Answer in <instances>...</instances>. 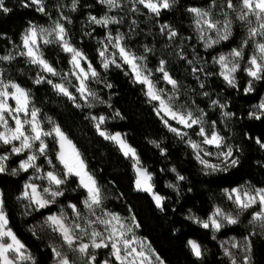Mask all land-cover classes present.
Segmentation results:
<instances>
[{
    "label": "trees",
    "instance_id": "obj_1",
    "mask_svg": "<svg viewBox=\"0 0 264 264\" xmlns=\"http://www.w3.org/2000/svg\"><path fill=\"white\" fill-rule=\"evenodd\" d=\"M5 2L12 11L9 14L0 13V56L11 54L15 58L11 61L0 60L3 78L29 91L32 104L40 109L39 118L44 130H48L46 120L50 118L72 141L81 153L87 170L94 175L101 188V207L121 216L132 215L136 224H139L138 233L165 264H231L219 243V240L230 237L240 242L248 237L251 243V252L248 253L250 264H264V226L259 221L249 223L258 205L240 212L225 193L234 187L264 188V148L256 143L257 139L264 141V119L248 118V113L254 111V106L264 99V80L254 81V90L244 93L250 80L244 68L248 66L247 58L252 55L254 47L250 43L244 49L245 58L240 61L241 67L235 74L237 88L230 87L223 80L218 74L220 67L214 62V58L239 47L247 34L246 26L236 19L235 13L223 7L225 0H215V3L213 0H178L171 10L162 11L159 17L141 5H136L138 11L133 12L131 0H121L122 7L112 10L98 0H79L74 12L70 10L71 0H44L47 14L37 11L35 5L24 7V3L30 0ZM189 7L210 10L214 18L221 21L224 19L223 13L227 11L233 21L230 39L206 48L196 29L194 15L187 11ZM61 14L71 19V23L60 21L68 31L67 39L86 54L100 74L98 81H89V87L100 99V104L94 107H86L75 87L71 86L77 82L70 78V55L62 50L59 43L41 44L44 58L60 75L69 73L67 77L71 84H65L77 97L76 103L81 107H77L46 82L47 79L53 82L61 80L17 54L21 36L30 24L47 25L52 20H58ZM106 14L119 22L104 27L89 21L90 15L100 18ZM165 24L171 26L178 35L169 39L167 31H161V26ZM109 32L111 35H122L123 43L129 49L147 57L145 64L153 73V81L159 89L178 96L176 105L194 111L203 110L206 120L215 123L216 130L225 137L226 143L240 149L239 167L205 175L210 170L197 161L185 139L165 126L154 110V104L145 95L143 85L134 82L128 66L122 64L121 68H117L110 65L107 70L101 67L98 54L100 41ZM212 34L210 32V36ZM161 60L166 62V70L178 81V92L173 91L162 79V73L156 71ZM193 68H202L203 71L193 72ZM38 76L45 77V80L35 83ZM201 83L203 88L200 87ZM107 84H111V88ZM205 92L208 95H204ZM213 101H219L227 107L221 109ZM225 111L235 115L225 117ZM99 116L106 117L102 129L124 134L128 144L136 150L142 167L152 176L153 191L165 198L163 211L156 206L149 193L136 189V175L129 157H125L114 142L98 134L91 117ZM46 144L47 153L39 156L36 164L42 170L63 175L65 170L57 159L58 144L54 136L46 138ZM3 154L9 156L5 161L8 172L0 174V192L5 201L8 227L26 246L35 264H52V248L57 247L66 252L67 246L57 233L51 231L45 218L61 210L68 218H72V210L68 208L70 203L77 205L81 214H85L82 201L86 191L79 186L78 178L71 176L61 186L64 195L47 208L37 211L28 200L18 199L32 169L20 171L15 176L10 174L12 169L18 168L25 153L12 154L11 145L0 143V156ZM49 160L51 164L47 162ZM177 174L183 175L185 179L179 181ZM217 207L233 215L239 213V223L227 225L214 235L210 228L205 229L190 218L205 219ZM189 240L201 245V259L192 254ZM108 251L109 248L97 250L96 264H101L103 260L116 264ZM66 253L71 259L70 253ZM236 259L238 264H243V255L238 254Z\"/></svg>",
    "mask_w": 264,
    "mask_h": 264
},
{
    "label": "snow or ice",
    "instance_id": "obj_2",
    "mask_svg": "<svg viewBox=\"0 0 264 264\" xmlns=\"http://www.w3.org/2000/svg\"><path fill=\"white\" fill-rule=\"evenodd\" d=\"M98 2L106 5L109 10L122 7L121 0H98ZM131 2L133 12L138 11L136 5H141L148 12L159 17L162 11L171 10L178 0H131ZM213 3H215V0H213ZM78 4L79 0H71L70 10L73 12L76 11ZM30 5H35L37 11L47 14L44 0H30V2L24 3L23 6L29 7ZM223 7L235 13L236 19L246 26L247 34L242 39L239 47L232 48L227 55H219L214 58V62L219 65L220 71L218 74L223 80L230 87L237 88L235 74L241 67L240 61L245 58L244 49L251 43L254 51L247 58L248 66L244 68V71L251 78L247 87L244 88V93L248 94L254 90V81L264 80V0H235V2L234 0H225ZM11 11L12 9L6 6L5 0H0V13L9 14ZM187 11L194 15L196 29L206 48H211L221 41H228L232 36L233 21L227 11L223 13L224 19L222 21L215 19L210 10L189 7ZM61 20L71 23L69 17L61 14L60 18L53 22L51 28L30 24L21 36L20 51L17 54L26 57L30 64L39 66L43 72L51 76H57V70L44 58L41 43L43 45L59 43L62 50L70 54L69 64L72 66L70 75L74 76L77 81L76 85L71 86L75 87V91L80 94L79 99L84 100L91 107L89 98L96 100L99 97L89 87V81H98L100 74L91 61L88 60L86 54L73 46L69 39H67L68 31L65 24L60 22ZM89 21L104 27L119 22L113 17L104 16L97 18L91 15L89 16ZM165 30L167 31L169 39L178 35L167 24L161 26V31L163 32ZM208 31L215 33V36L207 35ZM123 39L124 37L122 35L117 34L116 36H112L109 32L107 36L108 44L116 52L112 53L111 58H109L106 55L108 52L107 46L101 48L98 52L101 58V67L107 70L110 65H115L117 68H121L122 64L128 65L134 77V82L144 85L146 88L145 95L148 99L157 102L158 106L154 109L157 115L159 116L163 113L164 116L168 117V120H173L181 126L180 128L173 127L169 124L168 120H163V117H161L169 131L175 133L181 139L188 137V132L182 131V129H192L194 126H198L199 130L196 132V135L203 139L200 142H196L189 137L187 143L193 149L197 161L205 169L210 170L206 171L205 175L217 171L227 172L231 168L239 167L241 163L240 156L238 155L240 149L233 148V146L226 143L225 137L216 130L214 122L211 129L205 127V121L203 119L205 113L203 110H200L199 114H197L194 110L185 108L183 105H176L177 95L169 94L164 89H157L155 82L151 79L153 73L144 63L147 57L145 55H137L123 43ZM146 51L148 50L146 49ZM116 53H118V59L122 63L117 62ZM14 58L11 54L0 56V60L3 61H11ZM82 61L86 67L82 65ZM165 63L164 60H161L156 71L162 73V79L171 85L172 89L178 92V81L166 70ZM196 71L202 72L203 69L193 68V72ZM68 75L69 73H64L62 78ZM44 80L45 77L38 76L35 83L39 84ZM46 82L51 84L56 92L72 100L77 107H81L79 103H76L77 97L69 91V86L65 83H54L51 79H47ZM69 84H71L70 81ZM106 86L111 88V84H107ZM200 87H204L203 83H201ZM204 95H208V93L205 92ZM10 100L15 102L14 106L9 103ZM213 104L218 105L221 109L227 107V105L221 104L219 101H213ZM254 108V111L248 113V118L255 120L264 119V99L258 105H255ZM39 114L40 109L32 104L29 91L12 80L6 81L3 78V72L0 71V129H2L0 130V143L12 145L11 153L16 155H20L25 150L34 149L33 153L22 160L18 168L12 169L10 174L15 176L20 171L27 172L33 168L37 172L41 171L35 163L38 159L37 153L39 155H46L48 145L43 138L53 135L57 139L60 148L57 153V159L65 169L63 175L55 171H48L40 177L48 181L49 186L47 187L41 188L33 182L25 183L24 191L18 199H27L30 205L35 206V210L37 211L47 208L55 203L58 197L64 195V190L61 186L67 183L68 178L71 176L77 177L79 186L86 191V196L82 203L88 210L90 217H94V219L82 217L77 205L70 203L68 208L72 210L74 219L69 221L68 216L63 210L59 214L47 216L45 223L51 228V231L61 237L63 244L72 253L79 254L82 264H96V252L102 248H110L111 256L115 259L116 264H138V262L139 264H144V261L148 260V256L142 249V242L141 250H138L137 247H134L137 243L134 233L132 239L128 238V233H132V226L126 225L118 214L105 211L101 207L103 202L101 188L94 175L87 170L81 153L61 130L59 125L53 124L51 130H44ZM116 115L119 116L120 113L117 112ZM223 115L225 117H232L235 114L225 111ZM9 118H11L13 124L9 123ZM91 118L96 121L94 126L100 136L114 142L125 157H130L135 161L133 166L137 171V189L152 194L156 206L163 211V200L165 198L153 192V186L149 183L151 176L147 173L146 169L139 167L140 160L136 150L126 142V139L121 134H108L101 128V125L106 121L105 116ZM48 123H52L50 118ZM14 142H19L18 146ZM256 143L261 148H264V141L257 139ZM202 145H211L218 149L215 155L219 163H210L209 160L203 158L210 157L213 153L208 152ZM156 146L159 147L158 144ZM161 151L163 152L164 150L162 149ZM201 153H203V156ZM8 159V155L0 156V174L8 172L5 163ZM48 162L49 164L52 163L51 160ZM177 179L183 181L185 177L177 174ZM169 187L176 186L169 185ZM233 197L234 203L240 212L247 211L253 206L258 205L259 209L252 213V218L249 223L259 221L264 226V189L242 191L239 188H234L228 194L229 199H233ZM97 209L100 211L99 215H97ZM190 218L199 223L203 228L208 229L211 226L217 232L227 225H236L239 223V213L237 215L226 213L219 207L214 210L207 220H199L195 217ZM82 219L83 223H80L79 221ZM132 220L134 221L135 218L132 217ZM134 227L138 228L139 224H135ZM188 245L190 246L192 254L197 259L203 257V249L200 244L189 240ZM240 247V242L231 243V248ZM243 250L246 253L251 252V243L248 237L244 238ZM52 251L57 258V264H75L66 252L60 251L57 247H53ZM224 254L229 257L231 264H238L237 259L230 249L226 248ZM28 261L31 264H35V259L28 252L26 246L18 239L12 229L8 227L5 201L3 193L0 192V264H25ZM102 264H110V262L109 260H104ZM243 264H250V257L245 256Z\"/></svg>",
    "mask_w": 264,
    "mask_h": 264
},
{
    "label": "rangeland",
    "instance_id": "obj_3",
    "mask_svg": "<svg viewBox=\"0 0 264 264\" xmlns=\"http://www.w3.org/2000/svg\"><path fill=\"white\" fill-rule=\"evenodd\" d=\"M113 9H116V8H113ZM104 16H108V17H111L109 14H106V15H104ZM104 16H102V17H104ZM101 18V17H100ZM55 20H52V21H50L49 22V24H47V25H38V26H42V27H45V28H51L52 26H53V22H54ZM33 24V23H32ZM36 25V24H35ZM110 26V25H109ZM108 26V27H109ZM210 32L211 31H208L207 32V35H210ZM199 33V32H198ZM212 33V32H211ZM117 34H115V35H112V36H116ZM200 35V34H199ZM214 35H215V33H213L211 36H213L214 37ZM107 36H108V34L106 35V37L104 38V39H102L101 41H100V47H99V50L101 49V48H103V47H105V46H107V48H108V52L106 53V55H108L109 56V58H111V54L112 53H114V52H116V50L115 49H113L112 47H111V45L110 44H108V40H107ZM42 44V43H41ZM69 54V53H68ZM70 55V54H69ZM227 55V54H226ZM116 57H117V62H119V63H121V61H119V59H118V53H116ZM82 63V65L83 66H85L86 67V65H84V62L82 61L81 62ZM145 63V62H144ZM128 66V65H127ZM128 68H129V66H128ZM148 68V67H147ZM71 69H72V66H71ZM149 69V68H148ZM129 70H130V72H131V69L129 68ZM132 73V72H131ZM55 78H58L59 80H61V81H57V82H54V83H68L69 81H70V79L68 78V77H65V78H62L63 76L62 75H60L59 73H58V75L57 76H54ZM132 77H133V75H132ZM70 78H74L75 79V77L74 76H71L70 75ZM133 79H134V77H133ZM151 79H152V76H151ZM251 79V78H250ZM76 80V79H75ZM153 80V79H152ZM77 82V81H76ZM143 87H144V90H145V92H146V88H145V86L143 85ZM155 87L157 88V89H159L158 87H157V85L155 84ZM170 87L172 88V86L170 85ZM173 91H175L174 89H172ZM79 94V93H78ZM80 95V94H79ZM148 98V97H147ZM166 98V97H165ZM82 100V99H81ZM89 100H90V102H91V107H94V106H96V105H98V104H100V99H96V100H92L91 98H89ZM150 101V100H149ZM82 102L84 103V105L86 106V107H88V108H90L89 106H88V104L84 101V100H82ZM150 102H152L153 104H154V107H157L158 105H157V102H155V101H150ZM9 103L11 104V105H13L14 106V104H15V102L14 101H9ZM199 111H200V109H197V110H195V112L197 113V114H199ZM160 117H163V120H168V117H166V116H164L163 115V113H161L160 115H159ZM23 118V117H22ZM98 118V117H97ZM162 119V118H161ZM203 119H204V121H205V127L206 128H208V129H211V127H212V125H213V122H208L207 120H206V117H205V115H204V117H203ZM48 120L49 119H47L46 120V123H47V126H48V130H51V128L53 127V124H55L52 120V123L50 124V123H48ZM94 122L96 123V121L94 120ZM168 122H169V124H171L173 127H177V128H180L181 126L180 125H178L175 121H173V120H168ZM9 123L10 124H13V122H12V120H11V118H9ZM56 125V124H55ZM103 125V124H102ZM101 125V126H102ZM27 127V126H26ZM42 127H43V125H42ZM193 128H196L195 130H192ZM192 129H182V131H187L188 132V137H184V139H185V141H186V143H187V139L190 137L193 141H196V142H200L203 138L202 137H200V136H198V135H196V132H198V130H199V128H198V126H194ZM0 130H2V129H0ZM48 130H46V131H48ZM104 131H106V133H108V134H116V133H119V134H121V136L122 137H124L125 138V135L124 134H122V133H120V132H114V133H110L108 130H105V129H103ZM54 136V135H53ZM49 137V136H48ZM48 137H44L43 139L45 140V143H46V138H48ZM55 138V137H54ZM55 140H56V142H57V144H58V152H59V150H60V148H59V143H58V141H57V139L55 138ZM127 142V141H126ZM17 146H18V143L19 142H14ZM128 143V142H127ZM188 144V143H187ZM37 145H38V142H37ZM11 147H12V145H11ZM202 147L204 148V149H206L208 152H211V153H213V155L212 156H210V157H203L204 159H207V160H209V162L210 163H219V161L216 159V152L218 151V149H216L214 146H211V145H202ZM34 148H35V146H34ZM33 151H34V149H31V150H25L23 153H25V157L22 159V160H24V159H26L27 158V156L28 155H30V154H32L33 153ZM57 152V153H58ZM3 155H6V154H3ZM2 155V156H3ZM37 155H38V157L39 156H43V155H39L38 153H37ZM201 155L203 156V153H201ZM129 159L131 160V163H132V167H133V170H134V172H135V175H136V179H135V187H136V180H137V171H136V168H134V164H135V161L133 160V159H131L130 157H129ZM21 160V161H22ZM20 161V162H21ZM59 161V160H58ZM19 162V163H20ZM48 162V161H47ZM60 162V161H59ZM35 163H36V161H35ZM61 164V163H60ZM62 165V164H61ZM18 166H19V164H18ZM63 166V165H62ZM139 167H142V164H141V162H140V165H139ZM40 169H41V167H39ZM64 168V167H63ZM143 168V167H142ZM144 169V168H143ZM65 170V169H64ZM206 170H208V169H206ZM48 171H51V170H42L41 169V171H39V172H37L34 168L32 169V173H31V175L27 178V180H26V182L25 183H28V182H33V183H35V184H37V185H39L41 188H43V187H47V186H49L48 185V181L46 180V179H41L40 177H42L46 172H48ZM149 174V173H148ZM150 176H151V174H149ZM79 181V180H78ZM149 183H151V185H152V176H151V180L149 181ZM25 185V184H24ZM234 188H239V189H241L242 191L243 190H252V189H264V188H256V187H251V186H242V187H234ZM234 188H232V189H234ZM136 189H137V187H136ZM232 189H230V190H226L225 191V193H226V195H227V197H228V194L231 192V190ZM138 190V189H137ZM23 191H24V189H23ZM23 191H22V193H23ZM141 191H143V190H141ZM147 192V191H146ZM154 192V191H153ZM22 193H21V195H22ZM147 193H149V192H147ZM154 193H156V192H154ZM150 194V193H149ZM157 194V193H156ZM21 195H20V197H21ZM151 196H152V194H150ZM152 198H153V196H152ZM24 200H27V199H24ZM232 201H233V203H234V197H233V199H231ZM235 204V203H234ZM85 207V206H84ZM259 207V206H258ZM216 209V208H215ZM214 209V210H215ZM259 209V208H258ZM214 210H213V212H214ZM106 211V210H105ZM108 212H110V211H108ZM212 212V213H213ZM111 213H114V212H111ZM212 213L210 214V215H212ZM53 214H59V213H53ZM100 214V211H99V209H97V215H99ZM117 214V213H116ZM51 215V214H50ZM119 215V214H118ZM209 215V216H210ZM47 216H49V215H47ZM46 216V217H47ZM121 218H122V220H123V222L126 224V225H129V226H132V233H128V238L129 239H132L133 238V233H134V237H135V239H136V241H137V243L134 245V247H137V249L138 250H141V242H142V249H143V251L145 252V254L148 256V260H146V261H144V264H161V262H162V264H165L161 259H160V257L155 253V251L152 249V247L149 245V243H148V241L144 238V237H142L139 233H138V228L137 227H134V225L136 224V222H135V220L133 221L132 220V215H129V216H121V215H119ZM208 216V217H209ZM82 217H90V214H89V212H88V210L85 208V214H82ZM208 217L207 218H205V219H202V218H198L199 220H207L208 219ZM90 218H92V219H94V217H90ZM74 219V216H72V218H69V221H71V220H73ZM80 223H83V219L81 220V221H79ZM97 227H101V226H97ZM212 231H213V234L215 235L216 233H217V231H215V230H213L212 228H211V226L209 227ZM232 242H240V241H238V240H236L235 238H233V237H230V238H228V239H222V240H219V243H220V245H221V247H222V250H223V253L225 252V249L227 248V249H230L231 250V252L234 254V256H235V258H236V256L239 254V255H243V260H244V257L245 256H248L249 257V254L248 253H246L244 250H243V241L242 242H240L241 243V247L240 248H231V243ZM66 252H69L70 253V255H71V259L75 262V264H82V261H81V259H80V257H79V254H76V253H72L68 248H67V251ZM108 254H109V256H111V250H110V248H109V251H108ZM104 261V260H103ZM102 261V262H103ZM28 262H30V261H28ZM102 262H101V264H102ZM52 264H57V258L55 257V256H53V262H52ZM138 264H139V262H138Z\"/></svg>",
    "mask_w": 264,
    "mask_h": 264
}]
</instances>
